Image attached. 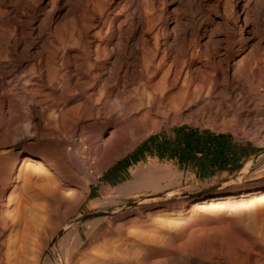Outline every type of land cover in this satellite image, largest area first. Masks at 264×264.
<instances>
[{"label":"rangeland","instance_id":"1","mask_svg":"<svg viewBox=\"0 0 264 264\" xmlns=\"http://www.w3.org/2000/svg\"><path fill=\"white\" fill-rule=\"evenodd\" d=\"M57 5L59 28L63 33L69 34L72 30L71 5H66L63 0H59ZM232 5V1L229 0L226 7L232 8ZM165 8L166 6L159 5L157 1L155 12L161 17L155 21L156 30L162 24ZM100 16L99 11H91L90 26L82 28L83 39L90 42L91 49L100 42L103 44L104 39L96 34V30L101 25ZM148 24V18H145L142 28L145 30L144 35L150 40L154 30H149ZM138 32L131 33L127 30L123 34L124 37L130 34L128 41L133 42ZM69 37L71 38V35ZM191 41H193L189 42L191 44H187L190 51H199L201 47L197 40L191 39ZM234 46L238 48V43ZM248 50L249 47L246 51ZM91 52L88 61L75 59L71 55L72 57L68 59H71V81L67 79L65 85L53 92L47 87L46 82L43 87L40 86V93L37 96L44 121L40 131L41 137L52 146L65 141L66 149L77 148L78 155L80 158L83 157L81 159L93 161V166L89 167L92 177L86 184V189L90 193L80 203H76L73 195L70 197L67 194L68 197L63 199L65 202L62 201L63 205L61 203L52 211L47 207L45 196L44 187L47 180L41 178L40 172H32L28 169L29 158L24 159L25 162L18 171L20 174L18 179L9 182L5 180L6 173L0 171V191L6 187L3 211L14 221L0 238L6 241L2 249L10 264H34L33 252L39 255L37 264H78L81 261L83 264H104L108 257L121 256V254H126L135 261H139L144 255L149 258L148 264H157V259L161 260V264H191L189 262L191 257L198 260L194 264H264V193L244 199L220 198L215 202H205L196 198L187 202L190 196L199 197L213 190L242 189L253 183L264 182V116L254 115L256 108L247 99V84L240 79L237 81L238 77H235L228 84L219 80L213 89V93L217 96H222L228 91L233 99L235 93L240 91V95L245 97L242 108H230L238 121L236 127L220 128L203 121L195 103L190 102L186 108V111L191 113L188 117L174 121L163 120L156 127L142 133L129 129L128 123L126 125L127 114L133 111L130 108L137 105L139 97L144 94L137 74L126 79L127 91L119 97L120 101L125 100V109H122L120 101L113 98L105 104L99 101L104 96L99 82H110V84L117 82L115 70L119 63L126 59L123 54L124 49H118L110 58L109 72L101 69V65L96 67L98 60L93 55L94 50ZM259 54L257 58L263 60V44L260 45ZM141 59L139 53L138 58L133 61L130 59L129 65L133 67L136 62L141 63ZM199 60L202 63V73H206V78L213 79L216 74L213 61L202 52ZM89 63L93 66L90 67ZM75 65L78 66V73L72 71ZM251 65H254V60ZM14 83V95L22 103L21 113L27 115L26 111L29 110L25 100L28 93L23 91L21 82ZM120 85L118 84L119 90L117 88L116 91L122 89ZM263 92L264 89L258 96L256 95L260 98L259 109H264ZM55 108L60 112L57 115L54 112ZM24 120L25 117L10 125L6 145L13 142L18 133L25 132ZM116 124L126 126L124 135L119 140L118 146L114 147L115 150L111 149L105 155L106 147H98L96 144L99 140L108 142L111 137L110 131L117 126ZM182 125L229 133L236 142L254 147L255 153L234 171L223 170L205 174L191 165L182 167L176 160L160 157L150 149L148 139L152 135L161 132L173 135L175 128ZM13 161V158L8 161L7 168L13 165ZM153 172L155 177H152ZM233 176L236 178L234 179ZM151 177L163 183L161 182L160 185L158 181L153 183ZM73 179H83V176L76 174ZM162 184L165 186L158 189ZM10 193L13 200L8 202ZM146 198L153 200L148 203L142 202ZM22 199L26 204L20 207L19 201ZM95 199L97 202L94 201ZM148 207L155 211L152 218L145 217L143 213ZM23 214L29 219L30 233L25 254L18 256L10 241L16 238L19 226H23ZM73 220L77 222L68 226ZM39 223L42 231L39 237H35L31 233L34 226ZM75 226L79 227L84 240L88 243L86 250H81L75 243L76 237L70 232ZM34 238H37L36 243L33 242ZM148 248H154L155 251L149 254L146 252Z\"/></svg>","mask_w":264,"mask_h":264},{"label":"bare ground","instance_id":"2","mask_svg":"<svg viewBox=\"0 0 264 264\" xmlns=\"http://www.w3.org/2000/svg\"><path fill=\"white\" fill-rule=\"evenodd\" d=\"M58 1L0 0V171L6 173L5 180L9 182L18 179L20 177L18 171L23 166L24 159L29 158L28 169L32 172H40L41 178L47 180L44 189L47 207L50 210L58 207L63 199L68 197L67 194L70 197L73 195L76 203H80L90 193L86 189V184L92 177L89 167L93 166V161L81 159L83 157L80 158L77 148L66 149L65 141L52 146L40 135L44 123L42 107L37 97L40 86L43 87L47 82V87L53 92L65 85L67 79L71 81V59L68 60L71 55L75 59L88 61L91 51L94 50L93 55L98 60L96 67L101 65V69L109 72L110 58L118 49H124L123 54L126 59L120 62L115 70L117 82L114 84L99 82L104 91V96L99 101L105 104L113 98L119 102L121 94L127 91L126 79L137 74L144 94L139 97L137 105L133 103L135 105L133 108L130 105V110L133 111L132 113L128 111L126 125L128 123L131 130L143 133L156 127L163 120L174 121L188 117L191 113H188L186 108L190 102L195 103L203 121L220 128L236 127L238 121L230 108L241 107L245 97L240 95V91L235 93L233 99L228 91L222 96L218 95L219 97L213 93L216 82L222 80L228 84L235 77H238L237 81L240 79L247 84V99L256 108L254 115L264 116V109H259L260 105L258 106L260 98L256 97L264 89V59L257 58L260 45L264 46V0H231L232 8L226 7L229 0H63L66 5H71L73 13L72 30L69 34L63 33L59 28ZM157 1L166 8L162 24L156 30L155 21L161 17L155 12ZM93 10L101 14V25L99 24L96 34L104 40L103 44L100 42L91 49L90 42L83 39L82 28L90 26L92 19L89 13ZM145 18L149 21L148 29L154 30L150 40L146 38L145 30L142 28ZM127 30L131 33L140 30L135 41H128L130 34L124 37L123 33ZM191 39L197 40L201 47L199 51H190L189 46L187 47V44H191L189 42H193ZM236 43L238 48L234 46ZM248 47L249 50L246 51ZM201 52L206 53L213 61L216 73L213 79L206 78V73H202V63L199 60ZM139 53L142 58L141 63L136 62L131 67L130 59L133 61L138 58ZM253 60L254 65H251ZM72 71L78 73V66L75 65ZM16 81L21 82L23 91L28 93L25 100L29 110L26 111L27 115L25 113L22 115V103L14 95ZM118 84L122 87L120 91H116L117 88L119 90ZM120 102L122 109H125V100L122 99ZM54 112L56 115L60 113L57 108ZM23 117H25L23 122L26 127H24L25 132L18 133L14 141L6 145L10 125ZM125 128L124 125H117L110 131V140L108 139V142L99 140L96 146H105L104 154L107 155L111 149L115 150L114 147L118 146ZM11 158L14 163L7 168ZM76 174L83 176V179H73ZM152 177H155V174ZM158 178L160 180V177ZM152 181L154 183L158 180L156 178ZM157 183L160 185L159 181ZM164 186L162 184L158 189ZM5 193L6 187L0 191V238L9 225L14 223L3 211ZM12 193L9 194L8 202L13 200ZM261 193H264V182L253 183L242 189L213 190L199 197L190 196L187 202L196 198L205 202H215L220 198L244 199ZM151 200L153 199L146 198L142 202L148 203ZM25 204L24 199L19 201L20 207ZM154 212L150 207L143 210L147 218H152ZM22 217L23 226H19L16 238L10 241L18 256L25 254L30 233L29 219L24 214ZM76 222L77 220H73L68 226ZM41 229L39 223L34 226L31 234L39 237ZM70 232L75 235L77 246L81 250H86L88 243L84 240L79 227L75 226ZM34 241L36 243L37 238H34ZM5 242L0 239V264H10L2 249ZM153 251L154 248L146 250L149 254ZM34 253H32V262L37 264L39 255ZM148 259L143 255L139 261H135L128 255L121 254V256L108 257L104 264H148ZM197 261L194 257L189 259L191 264ZM157 264H161L160 259H157Z\"/></svg>","mask_w":264,"mask_h":264},{"label":"trees","instance_id":"3","mask_svg":"<svg viewBox=\"0 0 264 264\" xmlns=\"http://www.w3.org/2000/svg\"><path fill=\"white\" fill-rule=\"evenodd\" d=\"M148 143L160 157L174 159L182 167L191 165L205 174L234 171L256 150L248 144L236 142L229 133L186 125L175 128L173 135L154 134Z\"/></svg>","mask_w":264,"mask_h":264},{"label":"crops","instance_id":"4","mask_svg":"<svg viewBox=\"0 0 264 264\" xmlns=\"http://www.w3.org/2000/svg\"><path fill=\"white\" fill-rule=\"evenodd\" d=\"M253 154H254V153H253ZM253 154H251V155H253ZM251 155H249L248 157H250ZM248 157H247V158H248ZM247 158H246V159H247Z\"/></svg>","mask_w":264,"mask_h":264},{"label":"water","instance_id":"5","mask_svg":"<svg viewBox=\"0 0 264 264\" xmlns=\"http://www.w3.org/2000/svg\"><path fill=\"white\" fill-rule=\"evenodd\" d=\"M233 178L235 179V178H236V176H233Z\"/></svg>","mask_w":264,"mask_h":264}]
</instances>
